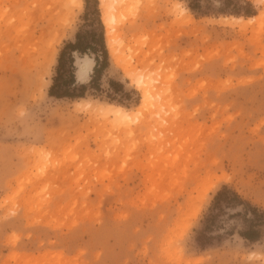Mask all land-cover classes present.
Here are the masks:
<instances>
[{
	"label": "rangeland",
	"instance_id": "rangeland-1",
	"mask_svg": "<svg viewBox=\"0 0 264 264\" xmlns=\"http://www.w3.org/2000/svg\"><path fill=\"white\" fill-rule=\"evenodd\" d=\"M227 1L121 0L111 50L101 0H0V264L264 262V0ZM102 32L85 97H50L61 51Z\"/></svg>",
	"mask_w": 264,
	"mask_h": 264
},
{
	"label": "trees",
	"instance_id": "trees-1",
	"mask_svg": "<svg viewBox=\"0 0 264 264\" xmlns=\"http://www.w3.org/2000/svg\"><path fill=\"white\" fill-rule=\"evenodd\" d=\"M245 5L240 6L239 4L233 3V1H227L223 3V7L219 9V12L222 14L231 13L235 16L243 17H252L256 15L251 3L244 0ZM211 5L209 4L205 10L201 4V0H192V3L189 4V9L197 14L203 16H208L210 14ZM101 26V25H100ZM102 28V26H101ZM95 35L91 33V36H84L78 34L76 41L74 43H69L61 51L58 66L56 70V76L53 78L52 86L49 90V96L56 98L58 100L70 99L77 100L85 97V94L88 90V86L84 84H79L76 79V66H75V57L74 54L86 55L88 53L101 54L95 58L96 66L94 68V76L92 77V82L94 79L100 75L102 69L106 66L105 62L102 60V57H107V51L105 47L104 35H99V38L95 40ZM93 37V43L87 42L88 38ZM96 45L101 48V50L96 48ZM222 200L228 201L229 203H235L236 205H244L243 200L240 196L230 190L228 187H224L219 191L215 197V205H219ZM259 234L252 230L242 234V237L248 241L255 242L258 240Z\"/></svg>",
	"mask_w": 264,
	"mask_h": 264
},
{
	"label": "bare ground",
	"instance_id": "bare-ground-1",
	"mask_svg": "<svg viewBox=\"0 0 264 264\" xmlns=\"http://www.w3.org/2000/svg\"><path fill=\"white\" fill-rule=\"evenodd\" d=\"M68 1H69L68 3L73 4L74 7H77L79 9H81L83 6L82 0H68ZM120 2H121V0H101L102 7L106 11L105 16H104V23H105L106 28H107L106 36L108 38L109 49H111V50H115V47L118 46V45H116L114 47L116 39L114 38V36L112 34V29H113V23L117 20V13H115L114 10L118 9ZM68 3H66V4H68ZM70 7H72V6H70ZM259 18H260V16L254 17V18H251L249 20H246V22L248 23L251 21H256V20H259ZM232 19L236 20V21H240V22H245V20L243 18L236 19L233 17ZM190 21H192V20L190 19ZM50 57H51V55H50ZM50 57L48 56L46 58L47 62L50 60ZM76 68H77V72H76L77 81L80 83H83L91 75V73L94 69V65H93V63H90L87 60H80L76 63ZM134 75H133L134 76L133 80H135V83L137 84L136 86L140 87L142 94H143L142 95L143 96V103L146 106H149L148 107L149 111H151L150 109L152 108V106H155V103H156V102L154 103L155 100L153 101V99L155 97V93H156L155 92V84H153L154 80L151 79L150 77L148 78L147 76L142 75V74H135L134 73ZM80 104H81V102H80ZM102 109L107 115L111 116L112 118H114L117 121L127 122V121L133 120V115H132L133 113H131V112H129V111H127L121 107L107 106V107H104Z\"/></svg>",
	"mask_w": 264,
	"mask_h": 264
},
{
	"label": "snow or ice",
	"instance_id": "snow-or-ice-1",
	"mask_svg": "<svg viewBox=\"0 0 264 264\" xmlns=\"http://www.w3.org/2000/svg\"><path fill=\"white\" fill-rule=\"evenodd\" d=\"M262 264H264V262H262Z\"/></svg>",
	"mask_w": 264,
	"mask_h": 264
}]
</instances>
